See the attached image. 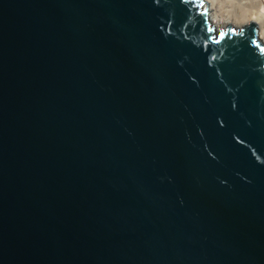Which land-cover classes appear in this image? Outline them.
<instances>
[{"label": "water", "instance_id": "95a60500", "mask_svg": "<svg viewBox=\"0 0 264 264\" xmlns=\"http://www.w3.org/2000/svg\"><path fill=\"white\" fill-rule=\"evenodd\" d=\"M203 0H0V264H264V47Z\"/></svg>", "mask_w": 264, "mask_h": 264}, {"label": "bare ground", "instance_id": "6f19581e", "mask_svg": "<svg viewBox=\"0 0 264 264\" xmlns=\"http://www.w3.org/2000/svg\"><path fill=\"white\" fill-rule=\"evenodd\" d=\"M211 14L214 32L230 28L241 29L254 24L257 38L264 47V0H203Z\"/></svg>", "mask_w": 264, "mask_h": 264}, {"label": "rangeland", "instance_id": "374dc122", "mask_svg": "<svg viewBox=\"0 0 264 264\" xmlns=\"http://www.w3.org/2000/svg\"><path fill=\"white\" fill-rule=\"evenodd\" d=\"M237 29V28H236Z\"/></svg>", "mask_w": 264, "mask_h": 264}]
</instances>
